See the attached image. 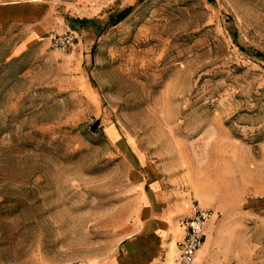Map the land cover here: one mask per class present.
Listing matches in <instances>:
<instances>
[{"label": "rangeland", "instance_id": "1", "mask_svg": "<svg viewBox=\"0 0 264 264\" xmlns=\"http://www.w3.org/2000/svg\"><path fill=\"white\" fill-rule=\"evenodd\" d=\"M154 169L214 212L195 264H264V0H0V264L114 252Z\"/></svg>", "mask_w": 264, "mask_h": 264}, {"label": "crops", "instance_id": "2", "mask_svg": "<svg viewBox=\"0 0 264 264\" xmlns=\"http://www.w3.org/2000/svg\"><path fill=\"white\" fill-rule=\"evenodd\" d=\"M159 171L152 170L149 179L140 181L132 215L120 232L115 251L79 264H176L178 242L186 233L181 221L190 214L194 198L183 189L180 176L172 181L161 177Z\"/></svg>", "mask_w": 264, "mask_h": 264}, {"label": "built area", "instance_id": "3", "mask_svg": "<svg viewBox=\"0 0 264 264\" xmlns=\"http://www.w3.org/2000/svg\"><path fill=\"white\" fill-rule=\"evenodd\" d=\"M50 39L52 47L68 51L74 46L77 34L73 29L68 28L62 33H51ZM213 217V210L203 208L193 199L190 214L181 221L186 228V233L184 238L178 242L179 256L176 264H195L197 254L203 244L205 228Z\"/></svg>", "mask_w": 264, "mask_h": 264}, {"label": "trees", "instance_id": "4", "mask_svg": "<svg viewBox=\"0 0 264 264\" xmlns=\"http://www.w3.org/2000/svg\"><path fill=\"white\" fill-rule=\"evenodd\" d=\"M211 2L215 1V0H210ZM133 7H128L125 10L119 12L118 14H116L115 16H112L109 20V22L107 23L108 27H112L115 26L117 24H119L120 22H122L124 19H126L130 13L132 12ZM91 20L90 19H76L75 22L76 23H80L81 25H85L87 23H89ZM244 50V48H243ZM259 56H263V54H258Z\"/></svg>", "mask_w": 264, "mask_h": 264}]
</instances>
